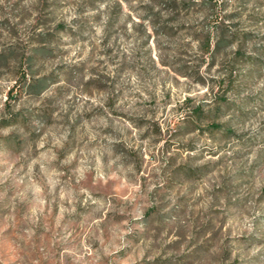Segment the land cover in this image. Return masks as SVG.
<instances>
[{"label":"rangeland","instance_id":"obj_1","mask_svg":"<svg viewBox=\"0 0 264 264\" xmlns=\"http://www.w3.org/2000/svg\"><path fill=\"white\" fill-rule=\"evenodd\" d=\"M0 264H264V0H0Z\"/></svg>","mask_w":264,"mask_h":264}]
</instances>
